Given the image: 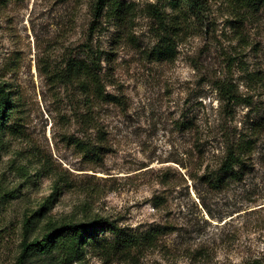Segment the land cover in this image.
<instances>
[{"label": "rangeland", "instance_id": "obj_1", "mask_svg": "<svg viewBox=\"0 0 264 264\" xmlns=\"http://www.w3.org/2000/svg\"><path fill=\"white\" fill-rule=\"evenodd\" d=\"M0 0V264L52 226L109 230L23 264H264V0ZM174 48L168 60L155 50ZM100 58L102 99L72 61ZM229 87L237 102L228 103ZM254 149L216 191L229 144ZM85 147H95L90 155Z\"/></svg>", "mask_w": 264, "mask_h": 264}, {"label": "trees", "instance_id": "obj_2", "mask_svg": "<svg viewBox=\"0 0 264 264\" xmlns=\"http://www.w3.org/2000/svg\"><path fill=\"white\" fill-rule=\"evenodd\" d=\"M174 7H177L179 3H184L187 9L193 12H199L203 9L204 0H171ZM111 6L115 11H118L119 4L117 2H111V0H96L95 12L98 15L105 7ZM88 62L82 61H72L69 66L70 69L83 78V84L91 85L94 92L98 97L105 99L109 97L108 95L103 96V86L100 77V58L94 55L91 49ZM172 53H174V48L170 43H166L164 46H160L155 50V58L157 60H168ZM225 99L228 103L237 102V98L234 95H230L229 87L223 89ZM14 109L13 101L10 97L9 92L6 91L4 85L0 84V135L4 131L7 120L11 116ZM254 144L250 139L241 138L238 142L229 144L225 149L224 156L219 163V166L214 170L207 172L204 175V181L213 190H220L225 187L229 182L239 181L241 179V173L247 168V163L253 152ZM87 153L90 155H98L99 150L95 147H85ZM107 230L111 231L117 239L116 244L126 245L130 247L132 245V237L122 236L118 237L119 230L113 225V223L108 222L104 219H96L91 222L84 223H69L60 226H52L48 232L43 236L42 239H34L30 242H24L22 250L18 259V264H23V260L27 253L36 249L41 253L48 254L53 249H62L63 253L68 254V257L74 256L76 249L84 243L85 239L93 238L94 240L105 233Z\"/></svg>", "mask_w": 264, "mask_h": 264}]
</instances>
